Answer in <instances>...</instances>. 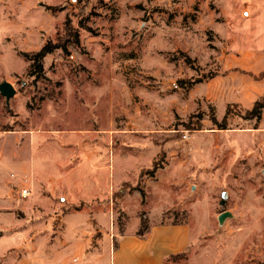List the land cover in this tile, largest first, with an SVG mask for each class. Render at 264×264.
I'll use <instances>...</instances> for the list:
<instances>
[{"label": "rangeland", "instance_id": "rangeland-1", "mask_svg": "<svg viewBox=\"0 0 264 264\" xmlns=\"http://www.w3.org/2000/svg\"><path fill=\"white\" fill-rule=\"evenodd\" d=\"M221 3L0 0V84L16 91L0 93V132L101 130L118 154L114 184L127 180L115 202L135 191L144 200L139 213L127 200L131 217L116 208L119 226L189 228L188 248L165 264H264V110L259 120L239 105L224 113L199 83L219 71L215 34L199 24L233 13ZM49 43L66 50L29 76L27 57Z\"/></svg>", "mask_w": 264, "mask_h": 264}, {"label": "crops", "instance_id": "crops-1", "mask_svg": "<svg viewBox=\"0 0 264 264\" xmlns=\"http://www.w3.org/2000/svg\"><path fill=\"white\" fill-rule=\"evenodd\" d=\"M221 4L233 13L222 22L203 15L199 24L215 34L219 71L199 83L224 113L232 105L252 110L264 98V0ZM106 142L95 129L0 132L2 264H165L188 248L185 224L152 223L142 236L139 218L119 226L116 208L131 217L127 200L135 213L144 200L135 191L115 202L127 180L114 184L118 154L109 155Z\"/></svg>", "mask_w": 264, "mask_h": 264}, {"label": "trees", "instance_id": "trees-1", "mask_svg": "<svg viewBox=\"0 0 264 264\" xmlns=\"http://www.w3.org/2000/svg\"><path fill=\"white\" fill-rule=\"evenodd\" d=\"M58 49L66 50V47L61 46V45H53L52 43H49L46 46H44L38 53L32 56H28L27 58L29 62L31 63L29 67L28 75L31 77H35L36 79L41 78L44 75V60ZM263 110H264V98L260 99L258 102L255 103L254 108L247 112L246 118L248 120H254V119L259 120L262 116ZM227 115H228V112H227ZM227 115L224 119V122H226ZM212 121L215 125L222 126L221 129H226L225 124H219L215 117L213 118ZM151 173L153 174V172ZM148 174H150V171L148 172ZM142 227L143 229H141L138 233L139 236L144 235L145 232L148 230L147 224L145 222H142ZM172 257H176V256H172Z\"/></svg>", "mask_w": 264, "mask_h": 264}, {"label": "water", "instance_id": "water-1", "mask_svg": "<svg viewBox=\"0 0 264 264\" xmlns=\"http://www.w3.org/2000/svg\"><path fill=\"white\" fill-rule=\"evenodd\" d=\"M0 93L2 96H4L7 99V101H9L10 99H12L15 96L16 91L10 83L4 82V83L0 84ZM229 216L230 215L228 213L221 215L219 218L220 222H223Z\"/></svg>", "mask_w": 264, "mask_h": 264}, {"label": "built area", "instance_id": "built-area-1", "mask_svg": "<svg viewBox=\"0 0 264 264\" xmlns=\"http://www.w3.org/2000/svg\"><path fill=\"white\" fill-rule=\"evenodd\" d=\"M28 195H29V192H28L27 190H23V191L21 192V196H22L23 198L28 197Z\"/></svg>", "mask_w": 264, "mask_h": 264}]
</instances>
